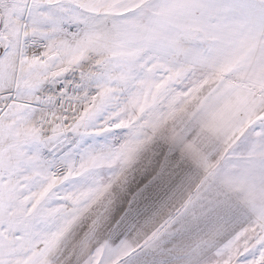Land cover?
<instances>
[{
	"label": "snow or ice",
	"instance_id": "6c2138e0",
	"mask_svg": "<svg viewBox=\"0 0 264 264\" xmlns=\"http://www.w3.org/2000/svg\"><path fill=\"white\" fill-rule=\"evenodd\" d=\"M214 139L264 155V0H0V264H264Z\"/></svg>",
	"mask_w": 264,
	"mask_h": 264
},
{
	"label": "rangeland",
	"instance_id": "374dc122",
	"mask_svg": "<svg viewBox=\"0 0 264 264\" xmlns=\"http://www.w3.org/2000/svg\"><path fill=\"white\" fill-rule=\"evenodd\" d=\"M224 165L229 171H235L236 197L249 214L255 216L264 212V155L243 147L234 155H227Z\"/></svg>",
	"mask_w": 264,
	"mask_h": 264
},
{
	"label": "crops",
	"instance_id": "0c3cea01",
	"mask_svg": "<svg viewBox=\"0 0 264 264\" xmlns=\"http://www.w3.org/2000/svg\"><path fill=\"white\" fill-rule=\"evenodd\" d=\"M211 145L210 148L202 147L196 151L187 152L185 159L189 167L202 182L214 185L234 203L248 212L247 208L236 197L235 171H229L228 167L224 165L227 153L224 150L222 140L214 139L211 141ZM221 162L222 164H220Z\"/></svg>",
	"mask_w": 264,
	"mask_h": 264
}]
</instances>
